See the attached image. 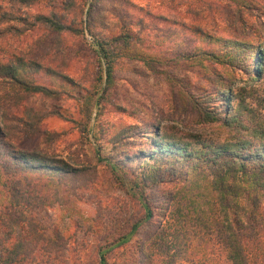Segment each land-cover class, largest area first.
<instances>
[{
    "label": "rangeland",
    "instance_id": "obj_1",
    "mask_svg": "<svg viewBox=\"0 0 264 264\" xmlns=\"http://www.w3.org/2000/svg\"><path fill=\"white\" fill-rule=\"evenodd\" d=\"M64 1L31 0L25 5L0 0V10L10 7L13 15L20 16L0 22V63L21 55L72 81H56L55 86L65 93L54 97L30 93L17 108L6 111L12 117L21 115L22 108L46 113L39 132L17 146L36 148L59 165L88 167L94 174L77 193L32 212L39 232L51 239L59 236L63 246L60 254L41 264H97L96 248L127 232L142 214L139 203L97 159L112 154L107 142L112 128L131 124L145 131L153 124L171 125L181 134L222 140L223 133L214 124H198L194 112L184 107L177 95L178 89L194 94L212 89L213 83L206 79L213 78L211 68L223 76V83L230 81L249 91L246 101L264 120V69L259 77L248 78L253 63L248 58L247 73L240 70L226 77L223 68L200 55L202 51L223 50L209 42V36H237L264 48V0H245L251 6L247 9H236L229 0H68L71 6L67 10ZM50 11L61 12L63 22L76 32L55 35L33 20L34 14ZM124 31L131 35L129 48L149 60L148 66L141 58L125 54L115 59L111 88L95 109L90 105L100 96L103 79L101 84L95 80L98 63L91 36L109 39ZM3 91L7 89L0 88L1 95ZM87 111L91 112L88 119ZM2 120L0 107V124ZM80 123H85L84 130L78 129ZM53 131L59 135L47 141L46 132ZM145 141L144 137L136 139L122 148L131 153ZM177 187L172 182L145 190L151 217L137 227L128 243L106 253L107 264H164L171 255L173 264H225L221 257L198 247V241L181 235L167 214L166 194ZM140 248L148 252V258L140 254Z\"/></svg>",
    "mask_w": 264,
    "mask_h": 264
},
{
    "label": "trees",
    "instance_id": "obj_2",
    "mask_svg": "<svg viewBox=\"0 0 264 264\" xmlns=\"http://www.w3.org/2000/svg\"><path fill=\"white\" fill-rule=\"evenodd\" d=\"M17 1L29 5L31 0ZM65 1L63 9L67 10L71 3ZM229 1L236 9L251 8L249 1ZM8 8L0 10V22L20 19ZM63 17L61 12L50 11L34 14L33 20L55 35L76 32L70 23L63 22ZM130 38L126 31L109 39L91 36L90 45L98 63L95 80L101 84L103 79L100 96L91 107L97 109L99 99L111 88L113 66L119 56L141 58L148 66L149 60L129 48ZM209 39L223 50L202 51L200 55L223 68L226 77L240 70L247 73L248 58L253 62L248 78L261 75L264 48L260 44L254 47L250 41L237 36H209ZM211 69L213 78L206 76V79L213 83L212 89L205 88L196 94L178 89L177 95L183 106L194 112L196 122L214 124L223 133L222 140L181 134L171 125L153 124L145 131L131 124L112 128L107 137L112 154L97 156V159L103 161L119 185L139 203L142 214L127 232L96 248L97 264H107L106 253L128 243L137 227L151 217L145 190L172 182L178 187L167 192L165 209L181 235L198 241V247L221 257L225 264H264V120L246 101L249 91L234 87L230 81L223 83L218 70ZM56 81L72 82L63 73L21 55L0 63V88L7 89L0 94L3 118L0 124V264H41L48 257L60 254L63 249L60 237L43 236L32 212L60 203L85 188L94 176L88 167L59 165V161L36 148L16 145L39 132L46 113L22 108L21 115L14 113L12 117L6 110L17 108L24 95L30 93L54 97L64 92L56 87ZM84 128L85 123H80L78 129ZM58 135L54 131L46 132L45 138L50 141ZM143 137L146 141L133 152L122 148ZM140 254L149 257L142 248ZM173 261L171 255L164 264H173Z\"/></svg>",
    "mask_w": 264,
    "mask_h": 264
}]
</instances>
